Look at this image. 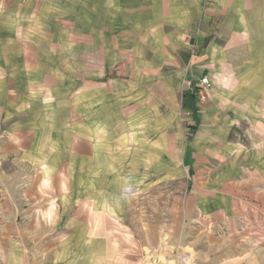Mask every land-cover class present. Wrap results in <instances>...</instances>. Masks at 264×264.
I'll return each mask as SVG.
<instances>
[{
  "label": "crops",
  "instance_id": "0c3cea01",
  "mask_svg": "<svg viewBox=\"0 0 264 264\" xmlns=\"http://www.w3.org/2000/svg\"><path fill=\"white\" fill-rule=\"evenodd\" d=\"M205 77L188 128L194 204L253 230V251L224 264H264V0H0V264L36 262L22 197L50 186L68 208L78 197L68 227L85 264H143L113 201L118 150L146 151L149 167L151 150L161 162L182 148L185 84Z\"/></svg>",
  "mask_w": 264,
  "mask_h": 264
},
{
  "label": "rangeland",
  "instance_id": "374dc122",
  "mask_svg": "<svg viewBox=\"0 0 264 264\" xmlns=\"http://www.w3.org/2000/svg\"><path fill=\"white\" fill-rule=\"evenodd\" d=\"M197 87L192 82L185 84L187 90L196 91ZM180 111L182 148L167 150L161 162L158 150H151L149 167L141 164L143 150H118V169L124 180H120V193L113 201L124 214L129 213L128 219L134 225L131 229L134 247L143 254V264H224V258L231 262L246 257L254 246L246 245L245 237L251 236L253 230H248L244 224L233 230L224 229L196 209L192 196L196 187L195 173L190 171L192 130L188 128L196 125L197 119L193 110L182 108ZM243 132L237 127L232 139L239 140ZM128 173L132 180H125ZM61 188L50 186L41 190L40 196L32 201L22 197L19 216L26 224H33L25 231L27 236L36 238L27 246L29 251L32 249L33 258L36 256L34 264H85L82 259L85 247L82 249L78 240L81 230L77 225L73 229L68 227L69 221L78 220V208L74 206L78 197H72L71 207L62 205L63 197L59 195L66 189ZM117 232L122 234L121 230ZM92 249L94 245H87L88 253Z\"/></svg>",
  "mask_w": 264,
  "mask_h": 264
},
{
  "label": "built area",
  "instance_id": "2783aa9c",
  "mask_svg": "<svg viewBox=\"0 0 264 264\" xmlns=\"http://www.w3.org/2000/svg\"><path fill=\"white\" fill-rule=\"evenodd\" d=\"M213 86L214 84L210 80V78L208 77L203 78L195 91L197 99H200L201 101L205 100L208 96L209 91L213 88Z\"/></svg>",
  "mask_w": 264,
  "mask_h": 264
},
{
  "label": "trees",
  "instance_id": "16d2710c",
  "mask_svg": "<svg viewBox=\"0 0 264 264\" xmlns=\"http://www.w3.org/2000/svg\"><path fill=\"white\" fill-rule=\"evenodd\" d=\"M195 90H188L183 94V108L184 109H192L194 112V116L196 114V104H197V96L194 92ZM196 129V127H193Z\"/></svg>",
  "mask_w": 264,
  "mask_h": 264
}]
</instances>
